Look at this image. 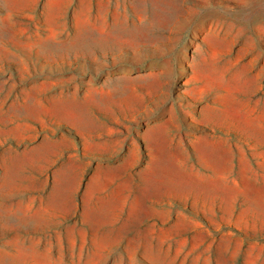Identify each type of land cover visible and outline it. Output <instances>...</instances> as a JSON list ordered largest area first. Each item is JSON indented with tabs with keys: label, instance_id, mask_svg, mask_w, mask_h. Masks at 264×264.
Instances as JSON below:
<instances>
[{
	"label": "rangeland",
	"instance_id": "1",
	"mask_svg": "<svg viewBox=\"0 0 264 264\" xmlns=\"http://www.w3.org/2000/svg\"><path fill=\"white\" fill-rule=\"evenodd\" d=\"M0 264H264V0H0Z\"/></svg>",
	"mask_w": 264,
	"mask_h": 264
}]
</instances>
